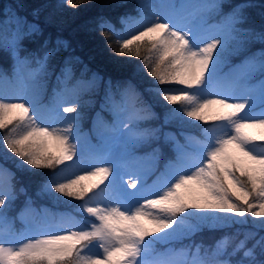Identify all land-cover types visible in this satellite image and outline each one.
I'll use <instances>...</instances> for the list:
<instances>
[{"label": "snow or ice", "instance_id": "snow-or-ice-1", "mask_svg": "<svg viewBox=\"0 0 264 264\" xmlns=\"http://www.w3.org/2000/svg\"><path fill=\"white\" fill-rule=\"evenodd\" d=\"M84 2L64 0L73 10ZM219 7L216 0H140L138 18L121 17L120 29L104 16L93 22L116 56L140 61L134 75L144 92L175 106L166 108L163 125L178 122L183 142L163 126L140 128L155 113L131 79L106 82L92 134L85 133L81 98L103 77L93 72L85 79V66L77 78L79 58L68 57L45 102L28 81L48 76L49 59L67 43L49 50L45 41L42 55H22L39 25L16 13L0 19V49L14 61L11 77L0 74L4 158L11 153L17 169L41 175L37 196L75 213L36 209L28 197L20 213L25 227L14 230L5 209L17 199L15 173L0 166V264H264L256 251L264 257V236L256 232L156 247L205 227L248 224V216L264 230V49L219 74L225 53L242 50L252 36L264 42V32L240 27L247 5L208 23L207 13ZM161 135L173 153L162 169L159 146L144 156L133 150Z\"/></svg>", "mask_w": 264, "mask_h": 264}, {"label": "trees", "instance_id": "trees-1", "mask_svg": "<svg viewBox=\"0 0 264 264\" xmlns=\"http://www.w3.org/2000/svg\"><path fill=\"white\" fill-rule=\"evenodd\" d=\"M178 1V0H177ZM220 5L219 9L212 10L207 13L208 23H217L222 17L232 12L239 5H247L243 9L246 20L240 25L244 29H252L255 33L264 32V0H216ZM137 0H85L75 10L69 8L64 0H0V19L12 13L26 17L31 23L39 25L40 32L35 36L25 39V52L22 55H42L45 51V41H47V49L57 47V41H64L67 47L59 46V51L49 59V75L41 77V82L45 84V102L51 96L53 89L57 87L56 76L59 74L60 67L68 57H78L80 63L75 64V76L80 77L85 66L88 71L84 73V78L91 76L93 72L98 73L103 77L104 85L111 80L113 83L117 81H126L131 79L137 86V90L141 93V100L145 106H148L151 112L155 113L154 118L141 121L139 126L142 128H155L163 126V131L176 132L178 138L179 132L182 130L178 122L172 121L168 125H163V120L166 108L175 107L167 105L166 102H156L148 93L144 92V84L141 81L140 75H134L135 65H139L140 61L136 58L118 57L112 49L107 47L104 37L100 30H93V22L99 16H104L109 19L117 29L123 26L120 23V18L129 16L134 13ZM264 49V42H261L256 36L249 38V41L244 45L243 49L238 52L229 51L225 53L219 71L227 74L230 69L243 60L246 56ZM131 60V63L125 61ZM14 61L10 53L0 49V74H7L9 77L13 74ZM35 67V64L32 65ZM227 67V68H226ZM145 80H151L142 73ZM258 76V73L256 74ZM102 88L100 92L93 91L92 95L102 98ZM98 107V105H97ZM94 106L82 107V129L85 132L93 124ZM188 119V118H185ZM198 123V122H193ZM184 131L192 135H199V129L185 127ZM86 133V132H85ZM2 135V133H0ZM159 146L162 150V156L159 161V167L162 169L167 158L171 157L170 145L165 144L163 136L159 140H151L148 143H143L136 146L133 150L136 155L144 156L151 152L153 148ZM7 150L0 145V166H3L15 173L13 183L17 190V199L14 200L10 207H7L6 213L12 222V227H19L18 217L25 208V202L28 197L33 200L35 208L45 207L51 211L65 210L74 213V207L69 205H56L47 196H37L39 184L42 177L39 174H32L26 171H21L15 167L14 161L18 158L8 153L9 159L4 158V153ZM41 172L47 170H33ZM24 188V192L19 189ZM69 199V198H64ZM78 201H73L72 205L78 204ZM239 230L241 233L251 232L250 227L233 224L230 227L223 229L203 228L191 238H185L181 241H174L171 244H159L158 250H163L168 245L181 247L188 245L193 241L199 243L203 241L205 244H210L214 240L220 238L225 233H234ZM263 230H258L256 234L260 236ZM252 244V241H249ZM257 258L264 259L259 256V248H257ZM241 259L238 254L233 257L234 260Z\"/></svg>", "mask_w": 264, "mask_h": 264}, {"label": "rangeland", "instance_id": "rangeland-1", "mask_svg": "<svg viewBox=\"0 0 264 264\" xmlns=\"http://www.w3.org/2000/svg\"><path fill=\"white\" fill-rule=\"evenodd\" d=\"M150 2L152 3V4H158L159 2H160V0H150ZM177 2H179V0L177 1ZM189 2H191V3H202V2H204V0H189ZM139 3H140V0H137V3H136V5H135V9H134V13L133 14H129V16H127V18H133V19H135V18H138V15H139V10H138V5H139ZM130 22V21H129ZM87 79V78H86ZM41 80H42V78L41 77H38L37 78V80L35 81V82H32V81H28V84H29V88L31 89V88H33V87H37V88H40V89H42V92H43V94H44V88H45V84H44V82L42 83L41 82ZM44 96V95H43ZM101 99L102 98H100V100L98 101V99H97V97L95 96L94 97V95H92V93H85L83 96H82V98H81V104H82V107H84V106H91L92 104L94 105V103H95V101L97 100L98 101V104H99V106H100V103H101ZM81 110H82V108H81ZM96 112L98 111V108L95 110ZM96 112H95V114H96ZM140 128H142V127H140ZM92 133H89V135H91ZM155 177H153V179H154ZM6 209H7V207H6ZM6 209H5V211H6ZM7 212V211H6ZM61 212H66V211H61ZM30 219V218H29ZM9 220H10V218H9ZM247 220L249 221V223L248 224H245V225H242V226H248V227H250V229H251V232H257L258 230H261L259 227H257V219L256 218H253V217H251V216H248L247 217ZM25 222V221H24ZM194 222V221H193ZM25 227V225H23V228ZM264 231V230H263ZM260 236H264V233L263 234H261ZM260 236H258L257 235V237L256 238H259ZM254 241H252V243H253ZM169 246H171V245H168L167 247H169ZM174 247V246H173ZM238 259H240V258H238ZM237 259V260H238Z\"/></svg>", "mask_w": 264, "mask_h": 264}]
</instances>
